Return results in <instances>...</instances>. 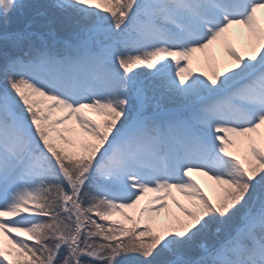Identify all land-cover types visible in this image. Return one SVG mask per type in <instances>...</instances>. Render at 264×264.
<instances>
[{"label": "snow or ice", "instance_id": "obj_1", "mask_svg": "<svg viewBox=\"0 0 264 264\" xmlns=\"http://www.w3.org/2000/svg\"><path fill=\"white\" fill-rule=\"evenodd\" d=\"M262 10L0 0V264H264Z\"/></svg>", "mask_w": 264, "mask_h": 264}, {"label": "rangeland", "instance_id": "obj_2", "mask_svg": "<svg viewBox=\"0 0 264 264\" xmlns=\"http://www.w3.org/2000/svg\"><path fill=\"white\" fill-rule=\"evenodd\" d=\"M26 2H31V0H26ZM234 44L236 45V47H238L241 50V52L243 54H245V55L250 54V49L247 47L246 43L238 42V43H234ZM217 45L219 47L215 50L214 53H215V55L220 54V58H219V60L217 59V62L219 63L221 70H223L226 66L231 65V59L228 56L226 50L223 48V44L220 42V44L217 43ZM211 50H213V48ZM192 66L196 70L197 74H199L200 72H211V69L209 67V62H208V60L205 57V54L203 52H202L201 58H199V60L197 62H194V64ZM89 114L93 115L95 118H99L98 114L93 112V111H90ZM262 131H264V128H262ZM173 191H174V194L177 196V198L181 199L184 202H187L185 197H183V195L181 193H179L176 190H173ZM149 195L155 196V195H159V194L158 193H150ZM142 203H143V201H142ZM169 203L171 204L173 210L179 211L176 208L175 204L172 203L171 198H169ZM128 211H132V212L136 213V212H138V209L137 210L129 209ZM166 212H167V210H165V212L161 213L162 218L166 215ZM115 218H122V217H120L118 214L117 217H115Z\"/></svg>", "mask_w": 264, "mask_h": 264}, {"label": "bare ground", "instance_id": "obj_3", "mask_svg": "<svg viewBox=\"0 0 264 264\" xmlns=\"http://www.w3.org/2000/svg\"><path fill=\"white\" fill-rule=\"evenodd\" d=\"M246 32L247 30L244 28V26L234 25L233 28L231 29V37L233 43H238V42L246 43V38H245ZM220 42L223 44L222 40H218L213 43V45L211 46V49L213 48L212 50L213 52H215V50L219 47L217 43L220 44ZM201 56H202V52L195 53L193 58V64L194 62H197L199 58H201ZM216 57L219 60L220 54L216 55ZM193 175H195V177L201 182V184L204 186L205 190L209 193V195L214 196V187H213L214 182L209 177L204 176L202 174L193 173Z\"/></svg>", "mask_w": 264, "mask_h": 264}]
</instances>
